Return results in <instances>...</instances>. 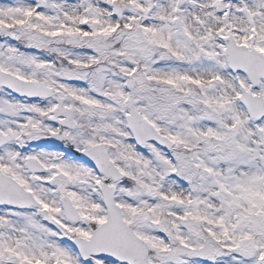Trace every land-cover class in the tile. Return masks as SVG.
Returning a JSON list of instances; mask_svg holds the SVG:
<instances>
[{"label": "snow or ice", "instance_id": "obj_1", "mask_svg": "<svg viewBox=\"0 0 264 264\" xmlns=\"http://www.w3.org/2000/svg\"><path fill=\"white\" fill-rule=\"evenodd\" d=\"M0 264H264V0H0Z\"/></svg>", "mask_w": 264, "mask_h": 264}]
</instances>
